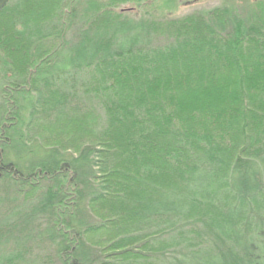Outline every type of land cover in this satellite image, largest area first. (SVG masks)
I'll return each mask as SVG.
<instances>
[{"label":"trees","instance_id":"16d2710c","mask_svg":"<svg viewBox=\"0 0 264 264\" xmlns=\"http://www.w3.org/2000/svg\"><path fill=\"white\" fill-rule=\"evenodd\" d=\"M124 1L2 23L0 264H264V2Z\"/></svg>","mask_w":264,"mask_h":264},{"label":"rangeland","instance_id":"374dc122","mask_svg":"<svg viewBox=\"0 0 264 264\" xmlns=\"http://www.w3.org/2000/svg\"><path fill=\"white\" fill-rule=\"evenodd\" d=\"M243 1H249V2H256L257 0H156V2L153 3L154 9L156 12V16L160 18H184L187 16H195L197 14L201 13H207L212 10H215L216 8L229 5L232 6L233 4H236L238 2L241 4ZM64 0H17L13 4L10 5V15H6L3 17H0V30H2V23L6 24L8 27L9 25H13L15 27L21 25L20 18L17 17V14L19 17H21L20 14L33 12V8H43V10H46V8L49 10L51 9L48 16L45 15L43 17L44 19H47L49 17L57 18L59 17L61 13V8L63 7ZM149 2H153L152 0ZM260 2H264V0H259ZM68 4V3H67ZM66 4V10L70 9L71 7L69 4ZM144 5V1L140 0H125L124 2H120V4L116 7L118 11L121 9H134V13L138 12L140 13V7L139 5ZM23 10L25 12L20 11ZM26 9V10H25ZM28 9V10H27ZM30 10V11H29ZM36 13V12H35ZM31 19H35L31 14H28ZM18 18V22H16L14 19ZM40 17L37 18V21H39ZM14 20V21H13ZM13 24H12V22ZM21 21V22H20ZM75 32V29L71 30ZM72 32H69L71 34ZM1 51V50H0ZM54 132V131H52ZM40 135L45 136L47 134L50 137H44L45 142L47 143H65L64 145L69 147L71 142L69 140H65L66 138H59L54 133L44 132L39 133ZM106 232H98L91 234V241L93 242H100L103 241V238L106 237Z\"/></svg>","mask_w":264,"mask_h":264}]
</instances>
